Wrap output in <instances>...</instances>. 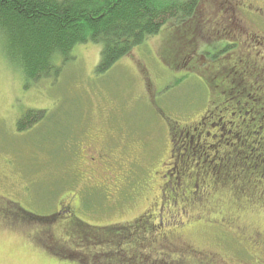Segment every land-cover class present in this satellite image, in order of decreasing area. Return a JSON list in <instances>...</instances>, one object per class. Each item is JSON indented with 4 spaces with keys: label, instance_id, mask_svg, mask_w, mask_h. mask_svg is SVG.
I'll list each match as a JSON object with an SVG mask.
<instances>
[{
    "label": "rangeland",
    "instance_id": "1",
    "mask_svg": "<svg viewBox=\"0 0 264 264\" xmlns=\"http://www.w3.org/2000/svg\"><path fill=\"white\" fill-rule=\"evenodd\" d=\"M219 3L220 0L215 1L216 6ZM164 35L149 38L104 74L96 71L101 45L93 42L78 45L73 51L74 59L62 65L58 76L43 79L27 89L16 63L8 57L0 41V264H78L62 259L60 253H77L90 262L94 259L91 256L115 251V248L106 242H89L90 235H84L81 245L69 233H102V229L83 227L82 222L93 227L120 223L134 219L149 208L143 200L142 189H129L120 197L117 194L111 197L110 188L114 190V187L103 180L105 174L98 169L95 179L88 181L85 168L89 152L83 153V150L97 130H102L103 135L100 141H93L95 148L114 142V146L139 145L142 157L136 162L135 177L152 182L155 161L163 155L168 143L165 127L145 96L138 62L145 61L153 68L157 64L154 53L162 58L167 51L177 54L173 41L164 43ZM56 62L61 63L60 59ZM161 77L165 82L173 80L166 88L172 92V100L185 103L195 92L205 101L203 77L193 75L179 85L174 84L178 80L170 74L164 72ZM28 110L45 112L41 121L24 132L18 131L17 121ZM245 165L257 180L259 170L249 162ZM223 190L222 201L217 199L220 195L213 199L219 204L212 203V217L237 218L239 227L226 231L218 226L189 224L181 231L184 241L204 246L222 257L225 255L223 259L229 264H264L263 202L250 201L252 204L240 206L236 204H239L238 195L233 188ZM72 192L81 196L76 211L81 221L71 226L67 225V218L42 224V220L30 223L18 215V219H11L7 214L21 207L39 216L56 214L58 203ZM65 225L69 228H64ZM258 232L263 235L260 243L255 244L253 240L258 239ZM154 248L150 245L143 250L148 259L144 264H171L170 259L161 255L160 250L154 252ZM102 259L99 258L102 264L109 261ZM119 261V264H129L124 258Z\"/></svg>",
    "mask_w": 264,
    "mask_h": 264
},
{
    "label": "flooded vegetation",
    "instance_id": "2",
    "mask_svg": "<svg viewBox=\"0 0 264 264\" xmlns=\"http://www.w3.org/2000/svg\"><path fill=\"white\" fill-rule=\"evenodd\" d=\"M177 1L191 5V9L179 11L178 20H171L157 34H165L164 43L173 41L177 54L167 51L162 58L154 53L157 64L153 68L145 61L138 62L145 96L165 127L168 143L155 161L152 182L135 177L136 162L142 157L139 145L114 146V142L95 148L93 141H100L103 135L97 130L83 150L89 152L85 168L88 181L95 179L98 169L105 174L103 180L114 187L110 188L111 197L142 189L149 208L120 223L97 227L82 223L83 227L103 230L88 234L96 244L112 246L151 232L158 245L154 250L160 248V254L173 264L193 263L195 258L229 264L223 259L225 255L184 241L181 231L189 224L218 226L226 231L239 227L237 218L212 217V203L222 201L227 187L236 191L237 205L262 201L264 206V0H220L217 6L216 0ZM164 72L178 80L174 83L178 85L193 75L203 77L205 101L197 91L185 103L172 100V92L166 88L173 80L162 81ZM247 162L259 170L257 180L247 172ZM216 195H220L218 201L213 200ZM80 198L76 192L67 193L58 203L57 214L63 212L69 226L81 221L76 215ZM84 235L80 231L68 234L81 245ZM262 235L256 234L255 244Z\"/></svg>",
    "mask_w": 264,
    "mask_h": 264
},
{
    "label": "trees",
    "instance_id": "3",
    "mask_svg": "<svg viewBox=\"0 0 264 264\" xmlns=\"http://www.w3.org/2000/svg\"><path fill=\"white\" fill-rule=\"evenodd\" d=\"M190 9L191 5L177 0H0V41L8 57L16 63L27 89L43 79L58 76L62 65L74 59L75 47L89 42L101 45L96 71L107 73L136 47L161 32L169 19L177 21L179 11ZM57 59L61 61L59 65ZM44 112L28 110L23 113L17 121V130H28L42 120ZM13 212L7 213L11 219H18V215L30 223L42 220V224H49L52 220L63 219V212L39 216L22 207ZM49 234L52 238V232ZM148 235L151 237L152 233L117 241L112 245L115 251L93 255L90 262L77 253L64 255L59 251L56 254L78 264H102L99 258L109 260L103 264H119L122 258L129 264H144L148 259L143 250L151 243L158 247L154 237L146 238ZM91 242L94 243V238ZM203 262L195 258L189 264Z\"/></svg>",
    "mask_w": 264,
    "mask_h": 264
}]
</instances>
